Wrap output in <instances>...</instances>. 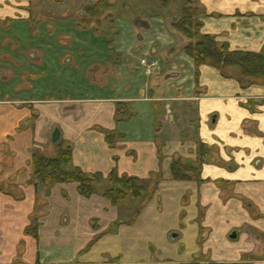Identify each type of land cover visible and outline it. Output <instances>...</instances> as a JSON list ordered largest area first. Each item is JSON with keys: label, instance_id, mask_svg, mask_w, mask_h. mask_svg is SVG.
I'll use <instances>...</instances> for the list:
<instances>
[{"label": "crops", "instance_id": "obj_1", "mask_svg": "<svg viewBox=\"0 0 264 264\" xmlns=\"http://www.w3.org/2000/svg\"><path fill=\"white\" fill-rule=\"evenodd\" d=\"M197 1L201 33L264 54V0ZM29 5L0 0V19L26 18ZM137 27L126 21V46L128 37L143 41ZM154 52H128L133 67L96 84L74 64L84 79L68 96H56L59 83L40 89L41 75H29L27 89L6 84L13 96L0 99V264H264V82L243 85L212 66L196 69L182 51ZM72 62L46 65L64 71ZM86 84L90 95L81 94ZM54 128L82 171L150 179L137 213L126 217V201L113 205L100 192L81 196L76 183L35 192L31 150L53 155ZM174 162L183 177L173 176ZM34 216L37 238L26 234Z\"/></svg>", "mask_w": 264, "mask_h": 264}, {"label": "rangeland", "instance_id": "obj_2", "mask_svg": "<svg viewBox=\"0 0 264 264\" xmlns=\"http://www.w3.org/2000/svg\"><path fill=\"white\" fill-rule=\"evenodd\" d=\"M31 1L28 11L30 16L24 20L25 22L15 27V24L11 26L6 23L8 18L0 19V86L2 85L0 99L12 98L13 95L10 91L8 92L7 87L11 81L13 84L18 82L27 89L29 75L43 77L44 82L39 84L40 89L50 87L56 90L58 83L61 84L60 93L56 96L63 94L68 96L70 89L76 88L72 83L84 79L81 71L87 74V79L92 78L91 84H96L110 79L113 73L119 70L133 67L132 55L140 54L144 49L150 54L155 51L158 57L170 52L181 54L184 46L191 40L176 31L173 17L178 15L179 18L189 9L197 10L199 21L202 16L197 0H111L114 1V5L110 8L112 16L109 17H113L110 28L114 33L117 31L119 34L113 38L112 50H108L92 23H79L81 21L79 11L87 0H36L35 3ZM179 3H181L180 9H178ZM138 18L150 21L152 25L150 30L153 32H143ZM133 20L137 28H140L138 31L140 30L143 41L136 36L133 37L134 39L128 37L129 44L126 46V21L133 22ZM79 24L83 25L82 28L80 26L76 28ZM154 27H157L160 32L158 38H156ZM199 33H201L200 30ZM96 35L99 36L98 41L91 45V38ZM161 42L164 47L158 48V43ZM128 52L132 55L127 54ZM126 55L131 57L128 61ZM49 58L51 63L64 64L65 62L67 65L66 62L68 63L70 58L73 62L69 67L65 66L64 71H59L50 64L46 65ZM74 64H78L81 71H74ZM43 65L46 66L45 69ZM97 65L99 66L98 74L93 71ZM103 71L107 72L104 74ZM70 76L72 78H69ZM87 86L88 84L85 85L81 94L90 92L87 93L90 95L94 92ZM107 185L106 182H101L97 186V192L101 193ZM153 189V183L149 182L146 190L141 193L142 199H145ZM141 197L126 200V217L128 214L131 215L133 210H137ZM130 203L132 206L129 205ZM42 212H38V215ZM34 217L35 222L38 223L37 216Z\"/></svg>", "mask_w": 264, "mask_h": 264}, {"label": "trees", "instance_id": "obj_3", "mask_svg": "<svg viewBox=\"0 0 264 264\" xmlns=\"http://www.w3.org/2000/svg\"><path fill=\"white\" fill-rule=\"evenodd\" d=\"M99 4H102L105 9L111 7L110 0H99ZM94 11L92 7H88L84 10V14L93 15ZM197 13L196 9H189L183 12L181 17L173 20L176 31L191 40L184 46L183 52L193 59L196 69L203 64L212 66L220 70L225 77H238L243 85L258 81L264 82V54L233 51L230 50L227 43L217 41L214 36L199 33L201 24ZM122 111L120 104L117 110L118 117L123 115ZM110 135L111 133H106L108 144H111ZM54 146L55 153L51 156L45 155L37 148L31 150L32 175L30 183L34 186L37 194L41 190H45V195L48 196L51 187L57 183H76L78 193L81 196L89 197L98 191L97 186L101 182H106L108 185L101 192L102 195L109 199L113 205L120 206L124 205L128 198L141 197V193L146 190V186L150 182V179L119 175L114 168L106 177H103L99 172H84L73 165L70 144L59 141ZM171 167L174 177L184 176V165L174 162ZM139 209L140 207L135 213ZM37 225L34 219L26 228V234L37 238Z\"/></svg>", "mask_w": 264, "mask_h": 264}, {"label": "flooded vegetation", "instance_id": "obj_4", "mask_svg": "<svg viewBox=\"0 0 264 264\" xmlns=\"http://www.w3.org/2000/svg\"><path fill=\"white\" fill-rule=\"evenodd\" d=\"M35 1L36 0H32L31 3L32 2L35 3ZM110 3H111V6L114 5V1L110 0ZM88 7H92V9L95 10L93 12V15L88 16V15L84 14L85 13L84 10H86ZM110 8L111 7H109L108 9H105L104 7H102V4H99V0H87L83 4L82 9H80V11H79V15L81 18V21L79 23H85V24L92 23L93 24L92 26H94L95 31L98 30L97 32L100 33L99 36H100L101 40H103V42L106 43V45H107L106 48L108 50H112L113 38H114V36H117L119 34V32H117V31H115V33H114V31H112V29L110 28L111 27V19L113 18V17H109L110 15L112 16V12L110 11ZM28 11H29V7H28ZM99 11H101V12H99ZM29 16L30 15H28V17H26V18H20V17L8 18L6 23L11 25V26L15 24V27H16L21 22L22 23L25 22L24 20H27L29 18ZM108 18H109V20H107ZM85 21H87V22H85ZM79 26L82 28L83 25L79 24L76 26V28H78ZM99 36L96 35V37H99Z\"/></svg>", "mask_w": 264, "mask_h": 264}, {"label": "water", "instance_id": "obj_5", "mask_svg": "<svg viewBox=\"0 0 264 264\" xmlns=\"http://www.w3.org/2000/svg\"><path fill=\"white\" fill-rule=\"evenodd\" d=\"M60 140V131L58 128H54V131L51 134V143L55 145Z\"/></svg>", "mask_w": 264, "mask_h": 264}, {"label": "built area", "instance_id": "obj_6", "mask_svg": "<svg viewBox=\"0 0 264 264\" xmlns=\"http://www.w3.org/2000/svg\"><path fill=\"white\" fill-rule=\"evenodd\" d=\"M141 63L144 64L147 67L153 68L156 66L157 61L156 60H151V61H147L145 58L141 59Z\"/></svg>", "mask_w": 264, "mask_h": 264}]
</instances>
